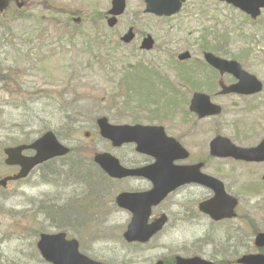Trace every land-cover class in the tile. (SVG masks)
I'll use <instances>...</instances> for the list:
<instances>
[{
    "label": "rangeland",
    "instance_id": "1",
    "mask_svg": "<svg viewBox=\"0 0 264 264\" xmlns=\"http://www.w3.org/2000/svg\"><path fill=\"white\" fill-rule=\"evenodd\" d=\"M126 2V10L113 28L106 25L105 18L94 21V14L100 13L97 10L106 12L111 6L110 0H28L23 18L0 25V175L14 170L3 164L2 148L28 142L45 130L52 129L63 144L74 150L68 158L36 167L26 179L12 182L8 189L0 188V264H45L35 243L40 233L56 231L76 237L81 251L111 264H149L159 258L169 264L176 254L236 264L235 257L252 249L255 231L264 230V183L260 177L264 166L208 155V142L216 134L242 145L254 144L264 136V87L254 98L218 95L213 78L217 74L214 76L202 59L203 51L209 50L238 60L264 83V10L252 22L217 0H188L178 14L164 18L144 13V0ZM67 14L81 16L77 20L79 28L70 27ZM130 27L136 35L132 42L120 45L124 60L132 61L143 54L179 88L174 93L161 85L153 88L175 98V105L165 112L140 105L131 92L124 95L120 90L113 100L101 99L99 90L91 88L81 69L80 79L74 75L73 69L88 66L96 55L92 47L84 46L89 35L105 32L115 42ZM63 30L70 33L63 36ZM142 33L153 36L154 49L134 51L129 58ZM71 34L77 48L70 51L69 45L63 52ZM59 40L62 48L58 50ZM183 51L191 53L184 63L195 67L201 78L200 88L193 89L176 77L175 61ZM5 72L7 80L3 78ZM196 90L209 93L222 106L221 114L205 119L194 116L188 110V100ZM140 92L146 93L142 89ZM119 96H123V102L128 98L132 110L117 103ZM67 110L78 113V127L68 126ZM99 115L107 116L112 123H131L130 116H134L152 118L151 123L163 125L194 158L206 160V172L220 177L238 194L237 218L213 223L198 217L193 209L191 222L190 215H182L173 200L176 205L168 211L170 222L145 250L125 245V215L116 211L112 199L119 190L130 188L125 181L110 183L93 164L87 168L85 162L94 151L107 150L94 121ZM159 115L162 119L154 117ZM138 122L150 123L144 119ZM79 157L83 162L78 161ZM70 163L80 174L89 172L88 177H73ZM203 191L193 188L194 207ZM191 200L192 196L187 195L184 203L189 206Z\"/></svg>",
    "mask_w": 264,
    "mask_h": 264
},
{
    "label": "water",
    "instance_id": "2",
    "mask_svg": "<svg viewBox=\"0 0 264 264\" xmlns=\"http://www.w3.org/2000/svg\"><path fill=\"white\" fill-rule=\"evenodd\" d=\"M184 0H145L146 12H152L157 15H170L179 10L181 3ZM234 5L240 7L242 10L250 13L252 17L258 15V9L264 6V0H227ZM18 6H21L23 2H18ZM8 5V0H0V11H2ZM125 8V0H112V8L109 13L113 16L108 19V24L113 25L116 22L114 16L119 15ZM133 37L131 29L122 37V40L128 42ZM152 39L147 37L143 40L142 47L151 48ZM189 54L183 53L180 58H186ZM206 60L219 68L221 71L224 69L232 72L239 78V83L226 88L224 91H236V92H252L254 89L243 90L242 86L248 84L249 80H254L252 75H249L243 71L240 65L236 61H225L210 53L205 54ZM259 85V83H258ZM190 109L196 111L200 117L216 114L220 112V107L211 104L208 96L195 93L191 99ZM97 124L100 133L103 137L112 140L113 144H120L125 141L137 139L139 142L137 149L140 151H150L145 144H149L151 138L154 137V130L161 132L162 127L156 126H142V125H111L107 122L106 118L102 117L97 120ZM156 137V136H155ZM157 144L158 151H151L155 156L156 162L147 169L129 170L122 168L117 159L107 152L98 153L94 156L95 162L106 171L109 175L115 177H122L128 174H138L147 176L152 179L154 183V189L145 193H120L116 197V202L119 206L135 209L138 205L136 203L149 207V204L154 203L161 199L168 191H170L175 185H179L184 182H202L214 189L215 196L207 203L201 204L200 208L210 211L214 218H219L222 215L220 210L225 211L227 216L233 214V208L236 204V200L223 193L220 188V181L216 178L208 175H202L199 173V165L193 166V174L190 166L181 167L179 169L170 168L167 164L175 157L173 151L169 149V144ZM164 145V146H163ZM26 148H33L36 150L35 155L31 157H25L21 155V151ZM211 152L217 155H231L235 158L245 160H260L264 158V140L253 148H242L233 145L228 139L217 136L210 143ZM7 158L5 162L8 164H19L20 170L10 176H5L0 179V185H5L8 180L17 179L27 175L29 170L36 164L50 159L54 156L64 155L69 149L61 144L55 134L52 131L45 132L42 136L37 138L33 143L29 145H18L13 147H7L4 149ZM186 155V154H183ZM159 168V170H158ZM155 198V199H154ZM153 199V200H152ZM142 218L134 217L132 222L127 227L124 236L127 240H146L148 237L156 232L164 222H153L147 224V222H139ZM255 244L257 246L264 245V232H259L255 237ZM39 250L41 254L54 264H101L91 261L84 256L78 254L77 244L74 240L65 241L64 234H41V238L38 242ZM238 262L244 264H264V255L262 254H247L238 259ZM161 264V262L157 263ZM177 264H213L206 262L198 258L181 259L177 258Z\"/></svg>",
    "mask_w": 264,
    "mask_h": 264
},
{
    "label": "flooded vegetation",
    "instance_id": "3",
    "mask_svg": "<svg viewBox=\"0 0 264 264\" xmlns=\"http://www.w3.org/2000/svg\"><path fill=\"white\" fill-rule=\"evenodd\" d=\"M219 79L220 78H217V81H219ZM217 85L219 86V82H217ZM239 97H241V98H254L255 95H253V94L251 96L239 95ZM234 128H235V130H238L237 126H235ZM177 139L182 143V141L179 138H177ZM232 142H234L235 144L240 145V146H253L257 143L256 142V143L250 144V145H242V144H239L233 140H232ZM112 148H114L113 152L116 155V157H118L119 160H121L120 162H122V165L125 167H129V168L141 167V166L150 165L154 162L153 156L136 151L134 143H127V144H123L121 146L112 147ZM120 151H124L125 155L120 154L119 153ZM212 158H218V159H222V160H232L235 162H244V163L246 162L244 160H235V159H232L231 157H225V158L212 157ZM199 161L203 163L201 168H202V171L204 172L205 168H206V160H198L197 158H194L192 152H189V156L187 159H183V160L176 159V160H174L173 165L195 164ZM246 163H254V164H259V165L264 166V162L253 161V162H246ZM120 180L127 182V187L130 188L128 190H132V191L148 190L152 187L151 182L144 177L130 176V177H126L123 179H119L117 181H120ZM224 183H225V181H224ZM193 186L194 185L192 184V185H185V186L178 187L169 196L168 201L170 200V197H171V201L169 203L165 204V202H162V203L160 202L157 206L152 207L149 221H153L155 218L159 217L161 214L168 213V211L172 210L171 206L176 203L178 205L177 207L181 211V214L184 216H187L189 213V215L191 217L190 221L193 222V191H192V195H191L192 196V200H191L192 204H191L189 209H187L185 207L184 200L187 198V196H185V194L183 193L184 189L187 190V188H193ZM225 189L229 194H232V195L236 196L238 199H240L238 194L236 192L231 191L230 188H228L226 183H225ZM208 192L206 191V196H207ZM173 200L175 201V203L172 202ZM126 213H128L130 215V216L127 215L128 218L131 217V214L129 212H126ZM236 213L238 214V211H236ZM226 221H229V220L224 219V220H220L217 222H226ZM44 263L50 264L48 262H44Z\"/></svg>",
    "mask_w": 264,
    "mask_h": 264
},
{
    "label": "trees",
    "instance_id": "4",
    "mask_svg": "<svg viewBox=\"0 0 264 264\" xmlns=\"http://www.w3.org/2000/svg\"><path fill=\"white\" fill-rule=\"evenodd\" d=\"M13 17L14 16L11 15L9 18L3 19V21L1 20V22L10 23L12 22ZM89 38L91 39V41L94 42V44H97L99 47L105 48V52H107L106 56L103 58V62H106L107 65L103 64L101 66L104 70L108 71V75H112L110 81H111V86H113V88L105 87L102 89L103 93H105L109 97L110 96L114 97L113 95H116V93L120 90L122 91V93H124V95H127V93L129 92H131L132 94L141 93L140 86H142L144 83L141 81H144L146 79L145 74L142 72V70H140L141 64L137 66L127 64L124 67V69L114 72L108 65H110L112 62H119L121 60V54L119 53L118 50V43L117 42L112 43L111 41H108L110 39L105 35H101L100 33L94 34ZM89 68H91V66H89ZM177 75L179 78L188 81L191 80L193 76L189 68H183L177 70ZM141 94L142 97L137 96L139 97L138 101L141 103V105H143L149 99H153L150 104L156 103L157 106H159V108L163 107L162 105L163 102H166L164 108L167 111L175 104L174 97H165L164 99H158V97L155 94L152 95V93L148 90L146 91V93H141ZM126 100H128V98H126ZM85 162H87V165L89 163L87 168L92 166L91 158L85 159ZM88 175L89 172L85 174L84 177H88ZM64 214L67 215L66 212Z\"/></svg>",
    "mask_w": 264,
    "mask_h": 264
}]
</instances>
